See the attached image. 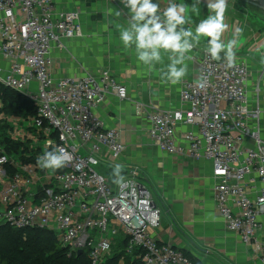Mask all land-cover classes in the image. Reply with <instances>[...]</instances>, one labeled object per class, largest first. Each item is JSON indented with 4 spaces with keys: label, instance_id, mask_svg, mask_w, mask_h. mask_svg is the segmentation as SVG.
<instances>
[{
    "label": "built area",
    "instance_id": "1",
    "mask_svg": "<svg viewBox=\"0 0 264 264\" xmlns=\"http://www.w3.org/2000/svg\"><path fill=\"white\" fill-rule=\"evenodd\" d=\"M82 35L78 9H61L55 0H0V86L24 94L37 111L6 114L0 92L2 132L21 146L11 150L0 136V225L54 230L69 256L87 251L90 264H101L120 237L143 264H199L151 232L162 212L140 181V167L131 166L114 184L93 167L105 158L117 161L126 150L120 130L106 127L95 109L110 93L127 99L129 89L109 68L54 75L53 49ZM195 60L198 78L182 83L179 107L147 113L149 135L169 154L212 162L226 227L264 264V236H257L264 214L262 111L250 99L249 67L237 57L231 64L213 60L207 50ZM184 125L190 128L179 131ZM56 146L71 160L60 169L40 168L37 157ZM258 182L263 188L254 195Z\"/></svg>",
    "mask_w": 264,
    "mask_h": 264
},
{
    "label": "crops",
    "instance_id": "2",
    "mask_svg": "<svg viewBox=\"0 0 264 264\" xmlns=\"http://www.w3.org/2000/svg\"><path fill=\"white\" fill-rule=\"evenodd\" d=\"M254 0H227L225 23L228 29L222 40H236L235 57L249 67V95L252 105L259 103L261 135L264 139V11ZM160 11L170 0H153ZM185 6L189 21L183 27L195 32L196 26L208 15V0H171ZM57 7L78 9L81 12L83 35L65 39L63 50L52 52L55 76H81L109 68L118 81L129 89L128 98L120 99L115 93L95 109L97 116L108 128H118L126 144L124 154L115 162L105 158L102 164L111 171L106 176L114 184L115 165H122L121 175L131 166L141 169L140 181L152 192L161 209V224L151 229L160 241L182 249L199 264H262L256 249L229 230L215 201L218 180L213 175V164L206 159L169 154L161 150L149 135L147 113L155 108L175 109L180 105L182 83L198 78L200 52L207 50L208 37H201L195 49L187 53V74L178 83L163 77L170 63L169 55L161 50V62L149 67L137 59L135 46L125 48L120 31L128 27L130 13L121 0H55ZM251 6V7H250ZM120 12V15L117 13ZM221 58L224 53L221 52ZM188 125L179 131L189 129ZM263 185L256 183L251 192L260 194ZM262 229L257 236H264ZM121 239V237H120Z\"/></svg>",
    "mask_w": 264,
    "mask_h": 264
},
{
    "label": "clouds",
    "instance_id": "3",
    "mask_svg": "<svg viewBox=\"0 0 264 264\" xmlns=\"http://www.w3.org/2000/svg\"><path fill=\"white\" fill-rule=\"evenodd\" d=\"M121 3L128 9V27L120 31V40L125 48L135 46L137 59L149 67L161 62V50L170 53V63L163 77L175 84L187 74L185 60L189 53L199 43L201 37H208L207 52L213 60L221 59V52L224 58L231 64L235 59V39L224 43L222 36L228 29L225 23V11L227 0H208L207 7L211 13L202 20L195 28H185L183 25L189 21L185 17V6L169 2L168 6L160 13V5L153 0H121ZM121 13L118 12L117 15ZM203 87V83H200ZM51 145V141H49ZM71 160L65 149L56 146L51 151H45L37 157L36 163L42 169H60ZM3 161L0 160V163ZM122 165L117 164L114 174L119 180Z\"/></svg>",
    "mask_w": 264,
    "mask_h": 264
},
{
    "label": "trees",
    "instance_id": "4",
    "mask_svg": "<svg viewBox=\"0 0 264 264\" xmlns=\"http://www.w3.org/2000/svg\"><path fill=\"white\" fill-rule=\"evenodd\" d=\"M0 92L6 114L26 116L37 112L32 101L24 94L4 86H0ZM5 128L6 125L1 124L3 143L19 152L20 144L11 143L2 132ZM125 248L126 240L121 237L101 264H143L141 259L128 254ZM0 264H90V260L87 251L69 256L68 248L61 243L54 230L38 227L17 229L9 224H1Z\"/></svg>",
    "mask_w": 264,
    "mask_h": 264
},
{
    "label": "rangeland",
    "instance_id": "5",
    "mask_svg": "<svg viewBox=\"0 0 264 264\" xmlns=\"http://www.w3.org/2000/svg\"><path fill=\"white\" fill-rule=\"evenodd\" d=\"M93 167L95 168V170H97L100 174L104 176H109V173L111 172L108 170V167H106V165H93Z\"/></svg>",
    "mask_w": 264,
    "mask_h": 264
},
{
    "label": "water",
    "instance_id": "6",
    "mask_svg": "<svg viewBox=\"0 0 264 264\" xmlns=\"http://www.w3.org/2000/svg\"><path fill=\"white\" fill-rule=\"evenodd\" d=\"M252 3L259 5L264 10V0H254ZM81 253V250L79 251Z\"/></svg>",
    "mask_w": 264,
    "mask_h": 264
}]
</instances>
